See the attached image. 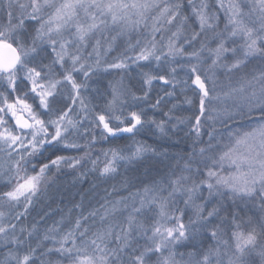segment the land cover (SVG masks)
<instances>
[{
	"label": "snow or ice",
	"instance_id": "snow-or-ice-1",
	"mask_svg": "<svg viewBox=\"0 0 264 264\" xmlns=\"http://www.w3.org/2000/svg\"><path fill=\"white\" fill-rule=\"evenodd\" d=\"M217 2L227 17L224 32H215L219 27V15L210 10L207 0H200L199 4L188 0L200 31L193 30L190 39L186 38L185 42L190 44L205 30H212L219 42L215 48L207 49L214 57L210 67H223L229 72H239L249 58L259 56L264 59V0H255V9L259 13L255 20L251 11L245 12V0H229L226 6L223 0ZM182 9L183 5L177 0L0 2V13H3L0 19V151L10 158L15 154V159H10L12 175L8 180L12 184L11 190L0 194V198L9 204H19L21 200L25 202L24 212L17 213L16 219L26 213L50 167L58 168L62 163L75 167L83 159L56 155L49 163L40 164L38 171L36 165H31L32 174L27 168L33 157L38 158L50 148L60 145L65 148L79 147L68 139L70 132L82 122L72 118L77 105L83 119H87L92 112L104 138L116 137L119 133L135 135L145 125H155L161 135H167L178 125L189 123L190 132L197 137L196 142H202L200 137L204 123L213 125L207 132L209 140L206 147H200L197 153L200 156L215 153L208 156L212 164L203 171L204 179L197 181L190 175L202 172L193 166L194 157L190 156L181 174L169 178L166 185L161 182L145 186L143 195L138 190V206L134 196L131 197L134 201L131 206L124 202L128 198L106 202L109 206L104 209L101 221L122 211L120 206L123 205V210L128 212L125 224L108 223L90 233L88 217L96 216V212L92 211L88 216L77 218L73 226L63 233L56 225L50 227L47 233L51 235L46 234L43 239L58 247L47 251L61 254L69 264H150L153 256L157 257L155 264H246L249 250L256 249L257 241L264 237V219L256 223L249 218V228L244 231L236 222L237 211L232 215L235 230L230 232V244L228 239L223 238L225 233L218 226L210 228L212 221L220 217V207L213 206L205 215V205L196 203L197 199H204L201 189L206 186L210 198L230 195L233 203L236 200L259 199L258 207L264 213V71L251 77L242 76L235 85L229 83L227 89H218L214 77L202 74L201 52L205 51V45L185 52L183 45L178 43L189 19ZM173 27L175 31H171ZM111 30H117L118 35L146 30L150 38L143 44L141 40L129 43L130 50L139 47L134 56L118 57L117 62L103 65L101 39L96 36ZM169 31L171 35L165 37L164 33ZM236 37L243 43L229 47V41L234 43ZM93 39L92 52H86L89 41ZM111 47L109 42L108 48ZM238 49L240 55H237ZM49 54L51 59L45 63ZM229 54L232 56L230 62ZM93 56L95 59L90 63ZM176 57H186L195 63L178 64ZM129 61L138 65L141 61L156 62L155 70L141 69L142 94L138 95L131 86H124L121 81L119 87L112 86L110 99L98 93L105 99V104L103 111L95 112V107H90V102L86 103V98L81 95L88 90L87 81L101 68L104 71H127ZM185 67L187 76L178 81L176 74ZM77 75L83 76L82 82L77 81ZM157 80L165 85L182 83L192 88L198 114L187 118L173 117L170 109L164 113L167 120L176 121L170 127L166 120L146 117L143 108L123 115L129 99L148 102L151 85ZM65 86L68 88L67 99L63 98ZM165 95L173 96L174 93L167 92ZM29 98L35 101V105L29 102ZM161 100L162 97H158L151 107H159ZM185 100L188 104L193 103L189 97ZM118 112L121 115H117ZM9 121H12L11 125ZM213 141L216 143L213 144ZM109 151L111 158H108L109 153H104L105 162L100 169L103 176L116 173L118 162L131 164L147 153L157 154L155 148L143 142H136L127 154ZM193 152L196 153L195 148ZM92 163L95 168L97 161ZM177 197L186 208L193 209L194 214L187 223L184 222L185 211L173 207L177 204ZM219 203L223 206L222 200ZM152 209H155V219L151 225H146L140 217ZM4 217L5 213L0 211V235L5 238V247H13L9 248L0 264H35L39 245L33 248L26 239L17 236L16 225L3 223ZM226 221L227 217H221V222ZM34 229L35 225L28 230L29 237ZM25 231L21 227V235ZM205 235H210L215 247L203 248L199 237ZM141 240L146 243H140ZM178 246L191 247L192 251L177 253L175 248ZM21 248L26 250L21 252ZM185 255L187 260L183 259ZM257 255L264 257V247Z\"/></svg>",
	"mask_w": 264,
	"mask_h": 264
},
{
	"label": "trees",
	"instance_id": "trees-1",
	"mask_svg": "<svg viewBox=\"0 0 264 264\" xmlns=\"http://www.w3.org/2000/svg\"><path fill=\"white\" fill-rule=\"evenodd\" d=\"M0 2H3V0H0ZM177 2L183 5V14L187 15L189 18L184 33L180 36L178 43L183 45L185 52L198 50L201 48V45H205V51L201 52V64L205 65L204 67L201 66V70L202 74L208 76L212 74V71L214 72L217 69L210 67L214 57L212 53L207 50L217 46L214 44L216 42L215 37H213L215 33L212 30H205L197 39L191 40L190 44L186 43L185 40L186 38L190 39L192 31L195 30L199 32L200 29L196 17L192 14L188 0H177ZM199 2L200 0H194L196 4H199ZM207 2L210 5V10L219 15V27L215 29V32H224L227 22L224 9L219 7L217 0H207ZM244 9L245 12H252V19L259 15L255 9V0H245ZM2 18L3 13H0V19ZM171 31H175V28L173 27ZM171 31L164 33L165 37L170 36ZM107 33L108 39L105 43L107 45V48L105 47L106 49L104 48V37H96L101 39L100 55L103 65L117 62L116 58L118 57L134 56L139 51V47L130 50L129 43L135 44L137 40H141V44H143L146 39L150 38L146 35V30L130 35H118L117 30H111ZM112 37H115L114 41ZM157 39H160L159 35H157ZM109 42L112 44L110 49L108 48ZM231 42L232 40H230L228 44H231ZM91 44L92 43L89 42L86 52L89 51ZM240 44H242V42L239 44H231L230 47ZM240 54L238 49L237 55ZM94 59L95 57L93 56L92 60L89 62H93ZM253 59L254 58H249L247 65L243 67L244 70L249 71V67L264 68V59L260 58V62L256 60L253 61ZM45 62L47 63L49 61ZM176 62L182 65L195 63L194 60L189 61L186 57H176ZM171 66H176V64H172ZM155 68V61H141L139 65L129 61V69L127 71L119 69H108L104 71L103 68H101L97 70L96 75L92 76V83L88 85V90L83 92V95L86 96V102H90V107H95V112L99 113L103 111L104 106L102 105L105 104V99L98 95V93H103L104 96L110 99L111 91H109L108 85L111 86L110 84L114 83L112 85L117 87L118 85L116 84L120 86L121 81H123L124 86H131L138 95H141V69L148 71L149 69L155 70ZM220 69L222 70V68ZM186 76L187 68L185 67L183 71L178 70L176 79L178 81L183 80ZM219 76L222 77L223 75L221 74ZM96 78L99 80L96 81ZM225 78L224 76L223 79ZM77 79H79L78 76ZM82 79H80L81 82L83 81ZM223 79L220 80V88L222 85V88L225 87L227 89L229 83H225ZM167 92H173L174 95L166 96L165 93ZM158 97H162L161 103L159 107L153 109L151 105L155 103ZM185 97L191 98L193 103L188 104ZM63 98L67 99V97ZM173 105L176 107L173 108ZM140 108L145 110L146 117H155L157 121L162 119L166 120L169 127L176 123L175 119L169 121L164 115V113H168L170 109V114L173 117L187 118L198 114L195 111L196 102L192 88L182 83H177L175 86L171 84L165 85L164 82L158 80L153 81L151 85L148 102H136L129 99L128 105L124 108L123 115H127L129 111L139 110ZM118 115H121V113H118ZM88 118L89 119L80 124L77 129L72 130L68 136L70 142L79 145L78 148H65L63 145L50 148L44 151L43 155H40L38 158L33 157L31 159V164L27 165L29 174H32L31 165H36V170L38 171L40 164L49 163L50 159H54L56 155L83 158L80 164L75 167L69 166V163H62L58 168L50 167L46 174L49 180L46 181L43 189L34 196L32 203L28 206L23 216L16 219L17 213L24 212V210H21V207L15 204L14 206H16L17 209H12L8 212V202L0 198L1 209L4 210V213L8 212V215H10L8 220H3V223L15 224V234L21 236L22 239H26L31 247L37 248V245H39L36 256L34 257L35 264H49L50 261L52 264H57V262L62 264L68 261L65 258H61V255L55 251L51 253L47 251L49 248L54 249L58 247V245H53L50 240L45 241L43 239L46 234L50 235V233H47L50 227L56 225L60 232L63 233L73 226L77 218L81 215L88 216L92 211L96 212V216L88 217L87 226L90 228V233L108 223L123 225L126 223L128 214L127 211L123 210V205L120 206L122 211L108 216L104 221L100 220L104 213V209L109 206L106 202L114 203L121 198H128L124 202L131 206L134 203L131 197L134 196L136 199L139 197L137 195L138 190L139 193H143L145 186L150 187L154 184H160L161 182L166 185L169 178L180 175L183 165L189 162L190 156L194 157L193 166L202 170L201 174L193 172L190 173V175L197 181L204 179L205 176L203 175V171L212 164L208 156L215 155L214 152L205 153L204 156L197 154L199 148L206 147L209 140L207 132L213 127L210 123H204L202 136L200 137V141L202 142H196L197 137L194 133L190 132L191 124L189 123L178 125L177 129H172L167 135H161L155 125H145V127L140 129L135 135L119 133L116 137L107 136V138H104L102 129L96 125L92 112H89ZM113 126H116V122H113ZM120 126L122 127L123 125ZM215 127L219 128V125H215ZM136 142H143L155 148L157 154L147 153L142 159L131 164L118 162L116 173L109 176L101 175L100 169L105 162L104 153H109L108 158H111L109 150H116L121 154H127L129 150L134 147ZM215 143L216 142L213 141V144ZM194 148L196 153L193 152ZM161 153H163V155H160ZM13 156L14 157L10 158L7 155L6 157L15 159V155ZM94 160L97 161L95 168L92 163ZM11 175L10 160L6 165L3 162V165L0 167V194L11 190L12 184L9 183L8 180V177ZM201 191L204 199H197L196 203L205 205V215L213 206L220 207V217L212 221L210 228H216L218 226L219 229L225 233L223 238L228 239L230 244L232 243L230 232L235 230L232 224V215L234 212H239L236 222L240 224L241 230L244 231H247L249 228V224L247 223L249 218L256 223L264 219V213H262L258 207L260 203L259 199L236 200L235 203H233L230 195L210 198L206 186L202 187ZM221 200L223 201V206L219 203ZM21 202L22 204L25 203L24 201ZM173 207H179L185 211V223H187L189 217L194 214L193 209L190 207L186 208L179 197H177V204ZM221 217H227V221L221 222ZM140 218L144 220L146 225H151L155 219V209H152L151 212H145ZM33 225H35V229L32 231V236L29 237L28 230H32ZM21 227L26 229L22 235L20 233ZM11 234L10 232L9 238ZM150 234L151 233H149V235ZM199 239L202 240L204 249L215 247L214 241L211 239L210 235L199 237ZM140 243L143 244L146 243V241L141 240ZM11 247L13 246L9 245L5 247V238L0 235V261L4 260ZM261 247H264V237H261L257 241L256 249L249 250V254L246 256V264H264V257L257 255ZM25 250V248L20 249L21 252ZM175 251L177 253L186 254L192 251V249L191 247L178 246L175 248ZM229 251H231V249H229ZM165 255H167V253H165ZM177 259L180 260L181 257L177 255ZM183 259L187 260V256L185 255ZM156 260L157 257L153 256L150 264H155Z\"/></svg>",
	"mask_w": 264,
	"mask_h": 264
},
{
	"label": "rangeland",
	"instance_id": "rangeland-1",
	"mask_svg": "<svg viewBox=\"0 0 264 264\" xmlns=\"http://www.w3.org/2000/svg\"><path fill=\"white\" fill-rule=\"evenodd\" d=\"M228 2H229V0H224L223 1V3L225 4V6L228 4ZM257 17H254L253 19L255 20ZM258 26V25H257ZM108 31H106L105 33H103V34H97V36L96 37H104V44L107 42V39H108V33H107ZM213 37H215V34H214V36ZM243 43V41L239 38V37H236V38H234V43H233V41L231 42V44H236V43H241V42ZM89 42H91L92 44H91V47H89V51H87V52H92V45L94 44V39L93 40H91V41H89ZM219 41L218 40H216V42L214 43V44H216L217 45V43H218ZM231 44H228V46L230 47V45ZM107 48V45L105 44L104 45V48ZM105 48V49H106ZM50 59H51V55L49 54V56H48V59H46L45 61H50ZM231 59H232V56H231V54H229V56H228V61L230 62L231 61ZM259 61L260 62V58L257 56V57H255L254 59H253V61ZM44 61V62H45ZM46 63V62H45ZM47 63H49V62H47ZM204 65L205 64H201V66L202 67H204ZM215 68H217L214 72L212 71V74H210V75H208V76H210V77H214L216 80H217V85H218V89L220 88V80H222L223 79V77L225 76L226 78L225 79H223L224 80V82L225 83H231V84H233V85H235L236 84V82L238 81V79L240 78V77H242V76H248V77H251L252 75H255V74H259L261 71H264V68L263 67H249V71H247V70H244V68L243 69H241L239 72H229L227 69H225V68H223V67H215ZM220 68H222V70L220 69ZM220 70H221V72H220ZM57 71H59V69H57ZM223 75L222 77L221 76H219V75ZM203 75H205V74H203ZM77 76L79 77V79H77ZM76 76V79H77V81L79 82L80 81V79H82L83 78V76L82 75H77ZM207 76V75H206ZM83 80V79H82ZM97 80H99V79H97L96 78V81ZM81 82V81H80ZM87 83H88V85L89 84H91L92 83V81H91V79H89L88 81H87ZM108 83V82H107ZM112 84H114V83H112ZM112 84H110L111 86H109L108 85V89H109V91H111L110 89L112 88ZM116 85H118L117 87H119V84H116ZM221 88H222V85H221ZM224 89H226L225 87H224ZM26 90V89H25ZM64 97H67V92H68V88H67V86H65V88H64ZM108 91V92H109ZM81 95L82 96H84L83 95V92L81 93ZM85 98H86V96H84ZM29 102L30 103H33L34 105H35V101H33L31 98H29ZM86 102V101H85ZM86 103H88V102H86ZM102 106H104V105H102ZM119 113V112H118ZM118 113H116L117 115H118ZM46 119H47V117H45ZM72 118L73 119H81L82 120V122H81V124L82 123H84V122H86L89 118H87V119H83V113L82 112H80V110H79V107H78V105H77V107H76V109L74 110V112L72 113ZM11 123H12V121H9V124L11 125ZM101 128V127H100ZM102 129V128H101ZM13 155H15V154H13ZM7 156V154L5 153V152H3V151H0V160H1V162H0V167H1V165H3V162L5 163V165L6 164H8L9 163V158L8 157H6ZM14 157V156H13ZM226 168H227V165L225 166ZM230 170V169H229ZM31 174V173H30ZM49 179H48V175H46V179H45V181L42 183V185H41V189H43V187L45 186V184H46V181H48ZM40 189V190H41ZM140 195H143V193H140ZM34 199V197L32 198V200ZM21 201H23V200H21ZM134 202V201H133ZM135 203H136V206H138V204H139V197H137V199H135ZM15 204H9L8 203V205H7V209H8V212L9 211H11L12 209H17V207L16 206H14ZM17 206H19V207H21L20 209L21 210H24V204H22V202L21 203H19ZM0 211H3L4 212V210L3 209H1V207H0ZM8 212H5V217H4V219L5 220H8L9 219V217H10V215H8L9 213ZM101 220V219H100ZM99 221V220H98ZM100 224V223H99ZM169 226H171L170 224H169ZM51 235V234H50ZM57 239H59V237H57ZM61 255V254H60ZM61 258H63V256L61 255ZM62 264H69V261H67L66 263L64 262V263H62Z\"/></svg>",
	"mask_w": 264,
	"mask_h": 264
}]
</instances>
